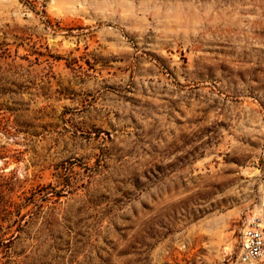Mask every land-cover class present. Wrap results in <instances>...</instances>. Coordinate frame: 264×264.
I'll return each instance as SVG.
<instances>
[{"label":"rangeland","instance_id":"rangeland-1","mask_svg":"<svg viewBox=\"0 0 264 264\" xmlns=\"http://www.w3.org/2000/svg\"><path fill=\"white\" fill-rule=\"evenodd\" d=\"M252 216L264 0H0V264H238Z\"/></svg>","mask_w":264,"mask_h":264},{"label":"built area","instance_id":"built-area-1","mask_svg":"<svg viewBox=\"0 0 264 264\" xmlns=\"http://www.w3.org/2000/svg\"><path fill=\"white\" fill-rule=\"evenodd\" d=\"M264 261V216H252L241 231L236 262L258 264Z\"/></svg>","mask_w":264,"mask_h":264}]
</instances>
